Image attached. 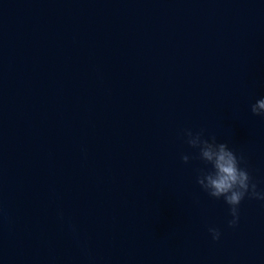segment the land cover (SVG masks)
<instances>
[{"label": "water", "instance_id": "water-1", "mask_svg": "<svg viewBox=\"0 0 264 264\" xmlns=\"http://www.w3.org/2000/svg\"><path fill=\"white\" fill-rule=\"evenodd\" d=\"M239 19L240 0H0V264H253L245 199L229 227L184 136L242 155Z\"/></svg>", "mask_w": 264, "mask_h": 264}, {"label": "clouds", "instance_id": "clouds-1", "mask_svg": "<svg viewBox=\"0 0 264 264\" xmlns=\"http://www.w3.org/2000/svg\"><path fill=\"white\" fill-rule=\"evenodd\" d=\"M251 112L255 116L264 117V97L251 105ZM184 136L191 148L198 149L197 158L205 165L198 170L196 182L210 197L224 199L232 217L228 221V226L235 228L240 219L241 202L246 197L264 201V191L257 190L248 169L241 167L245 162L244 156H238L227 143L217 142L215 136L205 138L203 129L195 133L191 129H185ZM181 159L188 163L189 156L183 155ZM208 231L214 241L220 239L221 233L218 228L209 227Z\"/></svg>", "mask_w": 264, "mask_h": 264}]
</instances>
